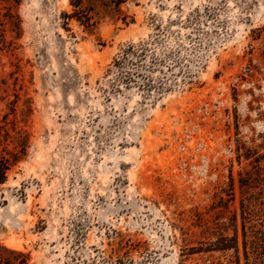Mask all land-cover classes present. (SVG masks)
Segmentation results:
<instances>
[{
  "label": "rangeland",
  "instance_id": "rangeland-1",
  "mask_svg": "<svg viewBox=\"0 0 264 264\" xmlns=\"http://www.w3.org/2000/svg\"><path fill=\"white\" fill-rule=\"evenodd\" d=\"M69 1L0 0V264H260L264 0Z\"/></svg>",
  "mask_w": 264,
  "mask_h": 264
},
{
  "label": "trees",
  "instance_id": "trees-1",
  "mask_svg": "<svg viewBox=\"0 0 264 264\" xmlns=\"http://www.w3.org/2000/svg\"><path fill=\"white\" fill-rule=\"evenodd\" d=\"M126 0H70L69 3L72 6V12L63 13L65 18H75L80 24L86 28H92L96 25L97 19L89 11L96 10L95 15L100 13L98 9H101L103 13H112V11H118L119 5ZM113 6V7H112ZM128 52L135 53L136 47L133 45L128 46L125 57ZM120 61H116V65H120ZM20 155L17 151L2 147L0 150V185L4 184L8 180L9 172L12 167L18 162ZM251 240L244 239V255L247 261L250 259V253L252 255L259 254L260 250L264 253V231L257 230L251 232ZM234 240V241H233ZM249 244L250 250H246V245ZM233 247L236 251L235 238H231L230 242L222 244L218 249H227ZM264 255V254H263ZM260 264H264V256L261 257Z\"/></svg>",
  "mask_w": 264,
  "mask_h": 264
},
{
  "label": "bare ground",
  "instance_id": "bare-ground-1",
  "mask_svg": "<svg viewBox=\"0 0 264 264\" xmlns=\"http://www.w3.org/2000/svg\"><path fill=\"white\" fill-rule=\"evenodd\" d=\"M12 244H13V243H12ZM12 244H11V245L9 244V245L12 246ZM14 245H15V244H14ZM14 245H13V246H14Z\"/></svg>",
  "mask_w": 264,
  "mask_h": 264
}]
</instances>
